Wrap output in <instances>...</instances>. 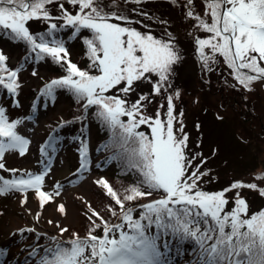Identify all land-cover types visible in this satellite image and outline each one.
<instances>
[{
	"label": "snow or ice",
	"instance_id": "obj_1",
	"mask_svg": "<svg viewBox=\"0 0 264 264\" xmlns=\"http://www.w3.org/2000/svg\"><path fill=\"white\" fill-rule=\"evenodd\" d=\"M125 2L141 5L147 0ZM170 2L175 5L177 0ZM65 3L75 9V14ZM192 4L193 0H185L186 18L196 21L193 25L196 29L210 34L207 38L195 39L202 68L211 72V65L218 63L219 56L231 70L236 82L232 87L238 85L252 92L256 82L264 85V0H205L203 17L194 13ZM51 5L58 7L59 16L51 14ZM107 6L118 5L116 0H111L110 5H104L103 0H0V32L10 40L25 44L29 53L35 54L36 61L51 59L65 72L46 83L40 96L54 101L58 89L67 90L84 113L76 118L80 121L95 108L93 115L111 134L110 142L102 148L118 147L120 151L109 159L123 160L125 171H132L137 177L136 183L126 188L122 196L107 180L95 182L113 201L107 212L117 216L118 208L121 223H110L86 205L91 213H85L90 224L86 236L81 238L73 233V238L66 242L67 247L56 237L50 238L54 246L43 249L44 255L37 264H169L166 251L170 248L169 242L165 240L162 245L165 251L158 243L168 236L181 242L190 240L196 245L194 264H264V210L249 215V205L240 191H257L264 197V188L257 183L239 181L218 192L200 188V182L209 174L201 171L207 160L200 153L188 151L184 112L181 110L177 115L176 111L180 92L167 94L172 87L174 67L182 59L175 37L167 30V39H164L151 31L131 27L133 22L127 16L105 11ZM138 14L150 19L146 12ZM34 20L46 22L48 30L33 34L28 24ZM159 23L166 25L167 21ZM64 29L73 30L70 39L77 38L82 30L90 33L83 37L90 61L87 69L71 61L65 41L57 38L56 33ZM30 58V55L25 57V62ZM7 60L0 51V92L6 91L13 106L20 107L15 98L22 87L18 73L23 65L10 69ZM32 75L36 76L37 72L33 71ZM143 82L151 85L150 92H137V85ZM156 97H163L165 103L157 107L154 115H149L147 108ZM31 107L35 112L36 104ZM23 123V118L10 120L6 108L0 105V170L13 173L12 178L0 175V196L25 194L23 206L27 203L26 194L33 191L42 210L60 195L59 183L52 192L43 190L51 168L50 151L56 152L57 139L50 136L40 147L41 156L48 158L47 163L41 161L42 171L17 175L18 170L6 169L3 160L8 152H16L21 157L28 152L30 140L18 131ZM142 126L148 132L140 131ZM199 127L197 124L196 128ZM79 154L80 170H87L86 140L81 141ZM197 159L200 163L194 165ZM256 179L264 181V174ZM233 190H236L234 207L226 211L227 193ZM154 193L160 194L159 198L148 199ZM146 199L148 202L140 205L143 211L139 218H134V209L127 207V203ZM57 211L66 214L64 204H59ZM39 217L37 212L36 219ZM98 229L102 231L100 236L95 234ZM59 231L62 236L68 229ZM38 251L33 248L29 255L35 257Z\"/></svg>",
	"mask_w": 264,
	"mask_h": 264
},
{
	"label": "rangeland",
	"instance_id": "obj_2",
	"mask_svg": "<svg viewBox=\"0 0 264 264\" xmlns=\"http://www.w3.org/2000/svg\"><path fill=\"white\" fill-rule=\"evenodd\" d=\"M116 2L117 7L107 6L105 11H115L127 16L129 21L133 22L131 27L142 32L151 31L158 38L167 39L165 30L175 37L182 59L174 67L175 74L171 77L172 87L167 94L180 92L181 98L175 102L176 111L177 115L181 110L184 112L185 132L189 136L188 151L190 154L200 153L207 160L201 171H207L209 174L200 182V188L207 192H218L238 181L257 183L259 187L264 188V181L256 179L258 175L264 174V85L256 82L252 92L238 85L232 87L231 85L236 82L231 70L219 56H217L218 63L211 65L213 69L211 72L202 68L195 39L207 38L210 34L196 29L193 26L196 21L186 18L185 13L188 9L184 6L185 0H177L175 5L170 0H147L141 5L126 3L125 0H116ZM103 4L110 5L111 0H103ZM65 7L75 14V9L71 5L65 3ZM191 9L195 14L203 17L205 0H193ZM49 10L54 17L60 15L56 5L49 6ZM140 12H146L150 19L139 15ZM161 20H166L167 24L159 23ZM144 25L148 27L145 28ZM45 26H48L46 22L35 20L28 24L30 31ZM6 44V41L0 39L2 47L0 51L8 57L7 65L12 69L16 56L14 52H10ZM68 52L71 59L73 52L71 49H68ZM39 67L41 68H30L18 73L22 85L17 96L20 107L16 110L7 109L10 120L24 119L18 131L30 140L28 152L23 157L16 152L5 154L3 162L6 169L18 170L17 175H22L24 172L39 173L43 170L41 161L47 163L48 158L41 156L40 147L50 136H53L49 128L51 122L66 115L68 101L61 97L52 101L48 108L46 106L42 108V104H37L36 111H32L31 106L34 103L32 105L28 103L29 87L37 86L41 80L44 81L56 74L46 71L43 66ZM33 71L37 72L36 76L32 75ZM150 89L151 85L147 82L137 85V92L147 93ZM135 98L136 94H133L132 99ZM7 102L2 100L1 104ZM162 103H165L164 98L156 97L148 106L147 114L154 115L157 107ZM28 116L32 119L28 120ZM220 116L223 119L218 118ZM197 124L200 126L199 129L196 128ZM140 131L148 132V129L142 126ZM96 134L97 129L94 126L89 129L86 137L88 155L91 156L88 158L87 170H80V158L75 156L76 147L80 148L78 145L81 143H78L77 139L74 140L77 144H74L64 137L53 136L57 139L56 152L50 151L51 168L45 177L43 190L52 192L54 186L59 183L60 195L55 197L54 202L46 204L42 210L39 209L38 199L33 191L26 194L27 203L23 206L21 201L25 199V194L11 193L0 196V250H3V254H0V264H37L40 257L36 258V256L46 244L35 247L37 240L31 238L33 233L56 237L60 241H65L64 246H69L66 242L73 238L76 230L85 231L86 234L90 224L85 213L91 214L86 205L95 209L94 206L104 208L107 203L102 194L105 190L95 183L96 181L104 179L114 190L124 189L120 186L122 184L120 180L107 176L104 172L95 173L92 169L90 165L92 159L98 156V151L93 146V137ZM199 163L198 159L194 161V165ZM192 170L194 168L189 171ZM0 175L12 178L13 173L0 170ZM235 191L227 193L229 204L226 206V211H231L234 207ZM240 191L249 205V215L264 210V197H261L257 191L247 189ZM148 199H157V197ZM59 204H64L66 214L62 215L57 211ZM37 212L40 213L39 220L36 219ZM50 220L53 223H48ZM110 223H121L119 213L113 216ZM30 228H34L35 231H23ZM60 228H67L68 231L61 236ZM101 234L100 229L96 230L97 236ZM33 248L39 250L35 257L29 255ZM184 256V259H188L186 254ZM176 260L179 262L181 259L170 257L169 264L175 263Z\"/></svg>",
	"mask_w": 264,
	"mask_h": 264
},
{
	"label": "trees",
	"instance_id": "obj_3",
	"mask_svg": "<svg viewBox=\"0 0 264 264\" xmlns=\"http://www.w3.org/2000/svg\"><path fill=\"white\" fill-rule=\"evenodd\" d=\"M48 30V26L45 27H39L33 31H31L33 34H40V33H45ZM72 29H64L56 33L57 38L63 39L65 41V46L67 49H71L72 53V58L71 61L75 64H77L81 69H87L90 61L87 58L86 54V46L83 44V37L84 36H90V33H88L86 30H82L81 34L75 38V39H70L71 34H72ZM0 39L6 41V45L9 47L11 53H15V62L13 63V66H11L12 69H15L19 67L21 64L23 65V68L21 71L26 70V69H36V68H41L39 66H43V68L46 71L49 72H55L56 74L53 77H49L48 79H45L44 81L41 80L39 84L36 86H30V91L28 93L29 95V100L28 103L32 105L33 103L41 105L42 108L45 106L48 108L49 105H51L52 101L51 100H46L45 98L40 96V91L43 89L44 85L48 82H50L52 79H57L65 74L63 68L60 65L55 64L51 59H45L43 61H36L35 60V54L32 53L30 54L29 51L27 50V46L23 44L22 42H16L13 40H10L7 36H5L2 32H0ZM1 47V46H0ZM2 48V47H1ZM31 56V58L25 62V57ZM21 71H19L21 73ZM55 99H58V97L63 98V100L68 101L67 107H66V115L64 117H60L59 119H55L53 122H51V127L50 131L53 132V136H60L66 138L68 141L71 140L74 142V140H78V143H81L82 140H86L87 134L89 133V129L92 127H96L97 129V134L94 135V140H93V146L97 149L98 151V156L94 159H92V163L90 164L92 166V169L94 170L95 173L97 172H104L107 176L113 177L114 179H118L121 181V187H123V190L117 191L118 194L121 196L124 194V190L128 188L129 186L133 185L136 183L137 177L132 171H125L124 168V161L121 159H109L113 155H115L120 149L116 146H113L108 149H103L102 146L105 145L106 143L110 142V132L103 127L99 121L95 118L93 113L95 112V108H92L89 110L87 113L86 119L83 121L77 120V117L83 116L84 113L80 107V105L76 102L75 98L73 97L72 94H70L67 90L63 89H58L55 93ZM8 101L6 104L3 103L1 104L2 100ZM17 99V97L15 98ZM12 98L9 97L6 94V91L0 92V105L6 108V110L11 109V110H16L17 107H14L11 105ZM32 102V103H31ZM71 122V123H65V122ZM63 125V126H61ZM74 144H77L76 141ZM78 146H81L78 145ZM78 153V154H77ZM76 158L77 156L80 158L79 154V148L76 147ZM91 157L88 155V158ZM78 162V161H77ZM104 195L107 203H105L104 208H100L99 206H94L97 212H99L106 220L109 222L112 220L113 216H111L109 213H107V207L111 206L113 204V201L111 200L110 197H108L104 191L102 192ZM158 193H154L153 196H156L159 198ZM152 196V197H153ZM143 200L137 201L136 202H129L127 203V207H131L134 209L133 216L134 218H139L141 211L143 209L140 208V205L143 203H147L148 201ZM107 213V214H106ZM117 213H119V209L117 208ZM76 233L79 234L81 238L85 237L86 234L85 231L79 232L75 231ZM102 232V231H101ZM152 233L155 234V228L152 229ZM96 234V232H95ZM39 236V239L37 237ZM32 239H36V247L43 246L44 244L45 247H53V242L50 238L52 236H49L44 233H33ZM59 240V239H58ZM167 240L170 244V248L167 251V258L169 261L170 257H176L180 258L181 260L177 263V260L175 261L174 264H194L195 259H196V245L188 240V241H179L177 239H174L171 236L164 237L159 241L158 243L161 245V250L165 251V249L162 247L164 241ZM60 241V240H59ZM65 242V241H61ZM44 247V248H45ZM67 247V246H66ZM43 248V249H44ZM41 251L39 255H44V251ZM184 254L188 256V259H184ZM38 255V256H39ZM175 260V259H174Z\"/></svg>",
	"mask_w": 264,
	"mask_h": 264
}]
</instances>
